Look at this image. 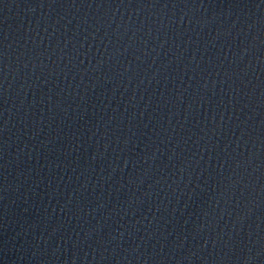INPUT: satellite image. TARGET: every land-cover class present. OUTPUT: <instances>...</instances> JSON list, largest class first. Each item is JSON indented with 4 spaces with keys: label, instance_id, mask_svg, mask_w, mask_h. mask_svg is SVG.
<instances>
[{
    "label": "water",
    "instance_id": "obj_1",
    "mask_svg": "<svg viewBox=\"0 0 264 264\" xmlns=\"http://www.w3.org/2000/svg\"><path fill=\"white\" fill-rule=\"evenodd\" d=\"M0 264H264V0H0Z\"/></svg>",
    "mask_w": 264,
    "mask_h": 264
}]
</instances>
